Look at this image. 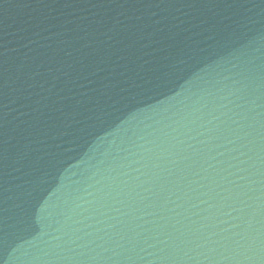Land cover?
Listing matches in <instances>:
<instances>
[{"label":"water","instance_id":"95a60500","mask_svg":"<svg viewBox=\"0 0 264 264\" xmlns=\"http://www.w3.org/2000/svg\"><path fill=\"white\" fill-rule=\"evenodd\" d=\"M0 264H264V0H0Z\"/></svg>","mask_w":264,"mask_h":264}]
</instances>
